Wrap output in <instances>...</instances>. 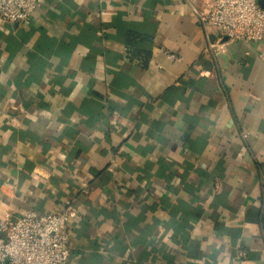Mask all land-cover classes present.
Returning a JSON list of instances; mask_svg holds the SVG:
<instances>
[{"label":"crops","instance_id":"crops-1","mask_svg":"<svg viewBox=\"0 0 264 264\" xmlns=\"http://www.w3.org/2000/svg\"><path fill=\"white\" fill-rule=\"evenodd\" d=\"M203 6L0 21V221L71 209L68 264H264V41L214 56Z\"/></svg>","mask_w":264,"mask_h":264},{"label":"built area","instance_id":"built-area-1","mask_svg":"<svg viewBox=\"0 0 264 264\" xmlns=\"http://www.w3.org/2000/svg\"><path fill=\"white\" fill-rule=\"evenodd\" d=\"M40 0H0V21L28 26ZM204 28L214 26L219 37L208 51L221 54L227 43L264 41V8L258 0H204L196 11ZM227 38L225 41L224 39ZM69 208L40 214L29 211L0 221V264H68L71 255Z\"/></svg>","mask_w":264,"mask_h":264},{"label":"water","instance_id":"water-1","mask_svg":"<svg viewBox=\"0 0 264 264\" xmlns=\"http://www.w3.org/2000/svg\"><path fill=\"white\" fill-rule=\"evenodd\" d=\"M258 1H259V4L264 8V0H258Z\"/></svg>","mask_w":264,"mask_h":264}]
</instances>
